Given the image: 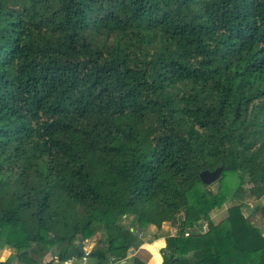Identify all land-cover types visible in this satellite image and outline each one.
I'll return each mask as SVG.
<instances>
[{"label": "trees", "instance_id": "obj_1", "mask_svg": "<svg viewBox=\"0 0 264 264\" xmlns=\"http://www.w3.org/2000/svg\"><path fill=\"white\" fill-rule=\"evenodd\" d=\"M246 194L264 198V0H0V247L20 264H145L122 261L163 222L160 264H264Z\"/></svg>", "mask_w": 264, "mask_h": 264}, {"label": "rangeland", "instance_id": "obj_2", "mask_svg": "<svg viewBox=\"0 0 264 264\" xmlns=\"http://www.w3.org/2000/svg\"><path fill=\"white\" fill-rule=\"evenodd\" d=\"M245 186H248V185L246 184ZM208 187L210 188V190L216 191L217 183L213 182V183L209 184ZM241 200L243 202V205L241 206V211H242L243 215L247 217V219L249 220V222L252 225L256 226L261 231L262 235H264V220H263L261 213L258 209L260 205L264 204V198L263 197L254 198V197L246 194V195H244V197ZM233 203L234 202L232 200H226L225 202H223V204H221L220 207L213 208L212 210H210L208 213L209 222L213 225H216L219 222H221L226 217L227 209ZM179 216L182 217V212L179 213ZM122 222L124 224H126V226H129L128 225L129 217L123 218ZM200 225L202 227V229H200V232H203L204 228H205V221L200 222ZM176 229H177V223L176 222L173 224L168 223V222H163V223H161V226L158 230L155 229L153 226H148L147 229L142 231L141 234L137 235V237L141 240L140 246L132 249L130 251V253L136 252V253H134V254H136V256L142 257L145 259H147V256L149 255L150 259L153 262H155V260L160 261L159 257L157 255L155 256V254L156 253L158 254L160 249L164 248L167 245V243H168L167 239H169L171 236L174 235ZM195 229L198 231V229L196 227L193 228V230H195ZM99 235L101 236L102 232H98V233L92 235L90 238L85 239V240H91L90 242H85L86 246H83V250L85 252L90 250L89 249L90 247L97 246V244H95V243H94V245L93 244L91 245L90 243H92L93 241L96 242ZM156 236H158L157 238H159V241L157 238H155ZM153 238H155V240H152ZM142 243H148V244L142 245ZM150 243H152V244L149 245ZM169 244H170V242H169ZM49 252H51V255H52L55 251H54V249H52ZM28 254H29V256L34 258L36 264H40V259H38V257H36L35 255H32V253L30 251H28ZM0 256L6 257V258H4V260L10 257L8 259L9 264H20L18 262V259L15 257V250L13 248L6 246V245H3L2 247H0ZM14 258H16V259H14ZM46 259H48V258L43 257V260H46ZM81 259L80 260L83 263L84 258H81ZM87 261L91 262L92 259H89ZM155 264H160V263H155Z\"/></svg>", "mask_w": 264, "mask_h": 264}, {"label": "crops", "instance_id": "obj_3", "mask_svg": "<svg viewBox=\"0 0 264 264\" xmlns=\"http://www.w3.org/2000/svg\"><path fill=\"white\" fill-rule=\"evenodd\" d=\"M200 224V223H199ZM158 236H156L155 238H157ZM155 238H153L152 240H155ZM158 239V241H159V238H157ZM91 240H84L83 241V246H86L85 245V242H90ZM94 243L96 244V242H92V243H90L91 245L93 244L94 245ZM89 244V243H88ZM147 245L148 243H142V245ZM152 243H150L149 245H151ZM140 246V245H139ZM90 247V246H89ZM147 247V246H146ZM92 247H90L89 249H91ZM160 248V247H159ZM54 251H56L55 249H54ZM134 253H136V252H132V253H129L128 254V256H127V259L126 260H123L122 262H128V260H129V258L130 257H133V256H135V257H138V256H136V254H134ZM54 254V253H53ZM51 255V252H48V253H46V254H44V255H41L40 257H38V259H40V264H65L64 262L65 261H58L55 257H54V255ZM157 254V253H156ZM156 256V255H155ZM158 257H159V259H160V261L159 260H155V262H153L151 259H150V256L148 255L147 256V259H145V258H142V257H138L139 259H141L145 264H155V263H160L161 262V257H160V254L158 253V255H157ZM43 257L45 258V257H47L48 259H46V260H43ZM6 258V257H5ZM156 259V258H155ZM82 260V259H81ZM80 259L79 260H72V263L71 264H94V261L92 260L91 262L89 261H87V260H89V258L88 257H84V260H83V263H82V261H81ZM80 261V262H79Z\"/></svg>", "mask_w": 264, "mask_h": 264}, {"label": "water", "instance_id": "obj_4", "mask_svg": "<svg viewBox=\"0 0 264 264\" xmlns=\"http://www.w3.org/2000/svg\"><path fill=\"white\" fill-rule=\"evenodd\" d=\"M218 175H219L218 167H215L213 170L204 169L198 173L199 179L203 184H210L218 177ZM155 255H158V254H155Z\"/></svg>", "mask_w": 264, "mask_h": 264}, {"label": "built area", "instance_id": "obj_5", "mask_svg": "<svg viewBox=\"0 0 264 264\" xmlns=\"http://www.w3.org/2000/svg\"><path fill=\"white\" fill-rule=\"evenodd\" d=\"M83 258H84V257H83ZM64 263H65V264H71V263H72V260H66Z\"/></svg>", "mask_w": 264, "mask_h": 264}, {"label": "clouds", "instance_id": "obj_6", "mask_svg": "<svg viewBox=\"0 0 264 264\" xmlns=\"http://www.w3.org/2000/svg\"><path fill=\"white\" fill-rule=\"evenodd\" d=\"M4 256H0V261H3L4 260Z\"/></svg>", "mask_w": 264, "mask_h": 264}]
</instances>
